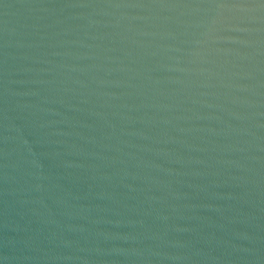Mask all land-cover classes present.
<instances>
[{"label": "water", "instance_id": "obj_1", "mask_svg": "<svg viewBox=\"0 0 264 264\" xmlns=\"http://www.w3.org/2000/svg\"><path fill=\"white\" fill-rule=\"evenodd\" d=\"M0 264H264V0H0Z\"/></svg>", "mask_w": 264, "mask_h": 264}]
</instances>
